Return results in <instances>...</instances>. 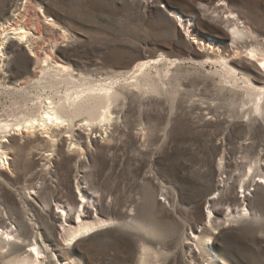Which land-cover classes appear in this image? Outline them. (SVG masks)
Masks as SVG:
<instances>
[{
  "label": "rangeland",
  "instance_id": "obj_1",
  "mask_svg": "<svg viewBox=\"0 0 264 264\" xmlns=\"http://www.w3.org/2000/svg\"><path fill=\"white\" fill-rule=\"evenodd\" d=\"M220 1L259 36L238 44L240 57L229 29L204 11ZM29 4L47 29L40 36L31 25V41L7 50ZM180 17L230 63L264 50V0H0V125L38 115L50 99L81 101L67 96L72 85L54 70L42 73L48 64L37 51L58 55L78 86L120 80L108 132L86 131L84 117L49 134L0 127L9 163L0 165V227L22 237L0 250V264L37 242L47 249L45 264H264V95L256 102L264 79L254 89L244 79L257 76L237 71L231 83L196 55L208 50ZM83 193L93 216L112 224L67 249L61 211ZM227 215L236 219L226 224ZM208 237L216 259L204 249Z\"/></svg>",
  "mask_w": 264,
  "mask_h": 264
},
{
  "label": "bare ground",
  "instance_id": "obj_2",
  "mask_svg": "<svg viewBox=\"0 0 264 264\" xmlns=\"http://www.w3.org/2000/svg\"><path fill=\"white\" fill-rule=\"evenodd\" d=\"M203 6L205 12L210 11L211 14L214 15L215 21L222 25H225L229 29L231 33L230 38L232 39L234 57H240L243 54L242 51L237 49L238 44L242 43V41L246 42L249 39L253 40L259 38V36L255 34V32L247 25L246 22H241V16L239 14H236L225 1H220L218 5H215L214 7L207 5ZM23 16L27 19L23 23L17 21L13 29V34L18 38V42L15 43L13 41H10L7 46V50L10 49L11 46L13 47L20 43H24L25 41H31V38L29 37L31 25H34L36 27V32L40 36L47 29L46 22L44 23L42 19V16L44 15L41 16L36 8L32 7L30 4L28 5V7H26V11ZM45 20H47V17L45 18ZM179 22H181V25L184 26L189 36L193 38V40L198 41L201 48H206V44H203V41L198 40V37H196L194 31H191V24H189L188 21H184L180 17ZM2 27L4 28L3 25ZM233 29H235V32L232 31ZM6 30L7 29H4V31ZM5 43L2 40L0 42V59L2 58V55L6 54L3 50ZM209 45L213 47H210V49L206 48L208 50L207 54L196 53V55H198L202 59L203 57H205L204 59H206L207 64L209 62H212V65L220 66L221 69H223L224 74L230 76L231 83H235L236 81L240 80L237 77V71H241L245 76H248V74H255L258 78H254L253 80L252 78H245L244 83L250 84L251 86L253 85L254 89L259 86V77L264 79V71L262 70V68L264 69V67L261 68V65H264V50L262 48L255 47L250 53L251 59L249 58L246 61H233L232 63H230L229 59L222 54L223 52L221 53L220 51H214L216 44L209 43ZM247 47H251V45ZM209 51H213L215 55L211 56ZM35 55L38 59H41L48 64L47 68L42 69V73L47 74V71L50 72L51 69L54 70L55 77L62 76L63 78H65L66 84L72 85L71 88L67 89V91H71L67 93V96H71L72 98H80L81 101L79 103H74L70 104V106H67L61 105L60 101L56 102L55 99H50L49 102H46L44 106L41 107L38 115H35V112V114H30L22 119H19L13 125L4 124L0 125V127L8 128L10 126H13L12 130L17 133H21L23 130H27L29 131V133H31L34 129L37 130V127H42L44 129L43 131H45L43 133L49 134V132L52 131L55 127H61L62 125L64 126L65 124H67L66 127L69 128L75 123V120L77 118L84 117L82 121L84 122L83 126L84 128H86V131H91L95 126L100 127L101 129L105 128L112 119V113L110 111L113 104L112 101L118 98L117 92H114V86L120 80L116 79V81L113 80L109 84L104 82L99 85H95V83L93 84L84 82L85 84L78 86L75 81V76L71 72V67L61 62L58 55L47 51H45V53H39L37 51ZM252 59L257 60L260 66L258 64H255ZM150 65L151 61L142 62L141 64L136 66V68L133 70V73L137 74L139 72H142ZM43 77L45 78V76ZM122 77L123 76H121V78ZM150 81L151 82L147 81L148 84H145L147 87L153 86L154 81L152 79H150ZM2 85L3 84L0 82V86ZM134 86H137V84ZM261 95H264V91L257 94L258 99L256 102L257 106L259 107ZM37 123H39L38 126ZM105 131H107V129ZM55 132L56 131H53V137L56 136V134H54ZM6 152L7 151H4L0 145V165L2 167H8L9 165L6 157ZM259 184H263V181H260ZM82 199V202H80L78 205H76L77 202H73L72 205L74 206V208H65L61 211L63 220L65 222V225L63 227V242L64 246L67 249L74 247L76 243L79 242L82 238L87 237L90 234L100 229L106 228L112 224L111 220H105L101 218L99 216L100 214H96V216H93L95 214L91 213L89 206H87L90 204V199L85 193H83ZM247 214L248 209H244L242 212H239L240 217L246 216ZM231 218H229V215H227L226 224L232 223L234 219H236V216H234L232 219ZM211 223L212 213L210 214L208 221V224ZM14 229V227H9L8 229H2L0 227V250L11 248L12 246H14V244H16L15 241L22 240L21 235ZM203 244L206 253L209 254L212 259H216L215 252L211 246L212 239L210 237L204 239ZM31 247V251L27 256L23 258H14L13 260L8 261L7 264H45L44 260L47 257V249L38 244V242ZM32 249H35V251H32Z\"/></svg>",
  "mask_w": 264,
  "mask_h": 264
},
{
  "label": "snow or ice",
  "instance_id": "obj_3",
  "mask_svg": "<svg viewBox=\"0 0 264 264\" xmlns=\"http://www.w3.org/2000/svg\"><path fill=\"white\" fill-rule=\"evenodd\" d=\"M232 31L235 32V29H233ZM261 67H264V65H261ZM32 251H35V249H32Z\"/></svg>",
  "mask_w": 264,
  "mask_h": 264
}]
</instances>
